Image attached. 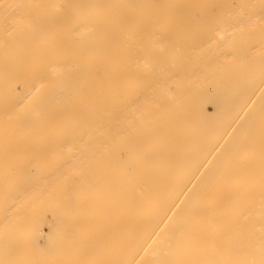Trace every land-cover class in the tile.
Instances as JSON below:
<instances>
[{
	"label": "bare ground",
	"instance_id": "obj_1",
	"mask_svg": "<svg viewBox=\"0 0 264 264\" xmlns=\"http://www.w3.org/2000/svg\"><path fill=\"white\" fill-rule=\"evenodd\" d=\"M0 264H264V0H0Z\"/></svg>",
	"mask_w": 264,
	"mask_h": 264
}]
</instances>
